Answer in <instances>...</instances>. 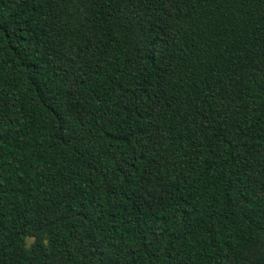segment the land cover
Masks as SVG:
<instances>
[{
	"label": "trees",
	"instance_id": "trees-1",
	"mask_svg": "<svg viewBox=\"0 0 264 264\" xmlns=\"http://www.w3.org/2000/svg\"><path fill=\"white\" fill-rule=\"evenodd\" d=\"M0 264H264V0H0Z\"/></svg>",
	"mask_w": 264,
	"mask_h": 264
},
{
	"label": "rangeland",
	"instance_id": "rangeland-1",
	"mask_svg": "<svg viewBox=\"0 0 264 264\" xmlns=\"http://www.w3.org/2000/svg\"><path fill=\"white\" fill-rule=\"evenodd\" d=\"M32 240L30 239L29 242H31Z\"/></svg>",
	"mask_w": 264,
	"mask_h": 264
}]
</instances>
